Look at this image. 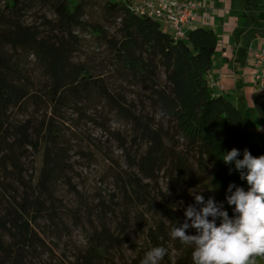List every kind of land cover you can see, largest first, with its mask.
Returning a JSON list of instances; mask_svg holds the SVG:
<instances>
[{
    "label": "trees",
    "instance_id": "1",
    "mask_svg": "<svg viewBox=\"0 0 264 264\" xmlns=\"http://www.w3.org/2000/svg\"><path fill=\"white\" fill-rule=\"evenodd\" d=\"M86 9V0H7L0 11V264H117L108 254L127 230L113 235L104 217H89L91 242L72 262L48 256L41 231L43 221L48 229L64 230L66 219L82 218V211L61 203L54 188L71 164L64 113L81 118L98 108L132 130L130 138L108 131L125 162L114 180L128 207L149 214L144 247L119 264H141L155 246L167 250L160 264H192L191 247L173 238L171 229L195 204L193 192L224 202L230 183L247 187L232 165L223 164L222 153L235 148L264 155V83L252 108H240L209 87L219 44L213 29L195 25L184 39H173L157 21L138 15L131 0H104L99 21H87ZM83 35L105 50L114 80L142 92L151 113L79 59ZM252 113L261 142L250 139ZM89 150L81 156H97ZM32 153L41 156L37 175L28 162ZM159 179L166 189L157 187ZM225 210L232 215L226 203Z\"/></svg>",
    "mask_w": 264,
    "mask_h": 264
},
{
    "label": "rangeland",
    "instance_id": "2",
    "mask_svg": "<svg viewBox=\"0 0 264 264\" xmlns=\"http://www.w3.org/2000/svg\"><path fill=\"white\" fill-rule=\"evenodd\" d=\"M5 1L0 0V11L5 6ZM104 0H86V20L99 21L100 20V6ZM142 0H131L136 4ZM182 1V0H181ZM227 5V14L235 16V9L243 4V0L237 4V0H230ZM233 9V10H232ZM233 11V12H232ZM48 16L52 14L47 11ZM226 14V13H225ZM226 17V16H225ZM213 30H217L216 28ZM220 34V33H219ZM84 45L79 59L87 62L96 75H103L108 79L109 86L113 89L119 87L125 89L124 92L128 97V101H132L140 111L144 110L151 113L148 104L143 102L142 92L136 88L122 85L120 82L114 80L109 70V63L107 54L103 48H99L89 36H81ZM231 100V99H230ZM233 102V99L231 100ZM234 103V102H233ZM31 113V110H28ZM65 123L63 131L65 140L70 146L69 158L70 168L64 180L56 182L54 188L58 199L61 203L70 209H79L82 215L80 221L76 219H66L65 229H48L47 222H41L42 233L47 241L50 253L48 256L52 257L56 262H72L74 257L80 252L86 250L91 242L92 228L90 227L89 217L92 221L104 217V222L109 226L110 232L114 235L119 233L121 228L127 230L123 236L122 242L115 248L110 250L108 259H115L116 263L127 262L133 257V249L144 247L148 216L145 212L139 214V210L134 212V209L127 206L124 195L114 180L115 172L125 171L124 157L118 149L117 142L114 136L109 132H118L120 136L132 137L131 128L122 120L117 119L108 113L107 110L97 109V113L89 111L84 116L79 118L73 114L71 110L64 113ZM101 120H99V118ZM94 120V123L91 120ZM257 116L252 113L250 130L252 141L261 142L263 140V132L256 128ZM107 123L106 128H102V124ZM109 130H106V129ZM260 132V133H259ZM92 150V154L96 155L93 158L81 156V153H86V150ZM89 150V151H90ZM97 152V153H96ZM30 166L33 167L34 175H37L41 167V156L32 153L29 161ZM161 178V176H159ZM160 180V179H159ZM158 188L166 189V181L160 180ZM108 213H106V211ZM127 218L125 217L127 214ZM136 217H141V220H133ZM78 222V224H75ZM168 252L171 257L175 252L172 246L168 247ZM256 264H264L262 258L255 260Z\"/></svg>",
    "mask_w": 264,
    "mask_h": 264
},
{
    "label": "clouds",
    "instance_id": "3",
    "mask_svg": "<svg viewBox=\"0 0 264 264\" xmlns=\"http://www.w3.org/2000/svg\"><path fill=\"white\" fill-rule=\"evenodd\" d=\"M221 161L232 165L247 187L230 183L224 202L193 192L195 204L187 206L184 222L175 224L171 235L191 247L192 264H256L253 257L264 255V155L233 148ZM189 229L195 234H187ZM166 254L163 246L152 247L141 264H160Z\"/></svg>",
    "mask_w": 264,
    "mask_h": 264
},
{
    "label": "crops",
    "instance_id": "4",
    "mask_svg": "<svg viewBox=\"0 0 264 264\" xmlns=\"http://www.w3.org/2000/svg\"><path fill=\"white\" fill-rule=\"evenodd\" d=\"M207 1L209 23L203 26L216 28L213 31L219 40L212 62L211 77L216 83L213 89L225 92L240 108H252V97L259 88L253 81L250 51L264 46V0H258L259 6L243 1L235 9L234 17L226 11L230 0ZM199 14L203 15L204 11Z\"/></svg>",
    "mask_w": 264,
    "mask_h": 264
},
{
    "label": "built area",
    "instance_id": "5",
    "mask_svg": "<svg viewBox=\"0 0 264 264\" xmlns=\"http://www.w3.org/2000/svg\"><path fill=\"white\" fill-rule=\"evenodd\" d=\"M133 9L138 15L157 21L162 30L173 39H184L187 31L195 25L209 23L206 15V10L209 9L207 0H142L133 4ZM200 11H204V14L200 15ZM250 58L254 68V85L260 89L264 83V46L250 51ZM207 80L209 87L213 89L216 83L211 75H208Z\"/></svg>",
    "mask_w": 264,
    "mask_h": 264
}]
</instances>
